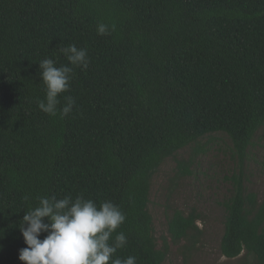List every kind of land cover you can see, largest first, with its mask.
<instances>
[{
	"label": "trees",
	"instance_id": "1",
	"mask_svg": "<svg viewBox=\"0 0 264 264\" xmlns=\"http://www.w3.org/2000/svg\"><path fill=\"white\" fill-rule=\"evenodd\" d=\"M71 44L86 70L60 52ZM46 58L73 68L67 116L37 107ZM262 129L264 0H0V264H22L19 226L42 196L111 201L126 217L113 239L127 237L113 259L162 264L169 242L197 243L199 216L174 211L159 247L155 172L215 134L243 159ZM222 205V256L264 264V200L238 176Z\"/></svg>",
	"mask_w": 264,
	"mask_h": 264
},
{
	"label": "rangeland",
	"instance_id": "2",
	"mask_svg": "<svg viewBox=\"0 0 264 264\" xmlns=\"http://www.w3.org/2000/svg\"><path fill=\"white\" fill-rule=\"evenodd\" d=\"M201 150L186 148L165 160L152 177L148 210L158 246L168 238L167 225L174 211L194 210L200 233L197 243L169 242L162 264H255L243 253L227 259L220 253L223 235L222 203L230 195L234 177L241 176L245 191L264 200V129L240 159L226 136L215 134L200 142Z\"/></svg>",
	"mask_w": 264,
	"mask_h": 264
},
{
	"label": "clouds",
	"instance_id": "3",
	"mask_svg": "<svg viewBox=\"0 0 264 264\" xmlns=\"http://www.w3.org/2000/svg\"><path fill=\"white\" fill-rule=\"evenodd\" d=\"M108 34L109 26L99 23L97 35ZM60 52L70 65L81 70L88 68L85 48L71 44L62 47ZM38 65L45 97L36 101L37 107L50 116H56L58 112L61 117L69 115L75 101L70 96L65 97V105L58 108V97L69 90L73 68L67 65L57 67L49 58ZM125 219L120 207L111 201L97 205L82 196L74 200L70 196L62 199L39 197L38 205L24 213L23 224L19 226L26 247L19 251L18 259L22 264H136L135 256L113 259L117 250L127 244L123 232L116 233L113 239V233ZM42 233L46 235L40 239Z\"/></svg>",
	"mask_w": 264,
	"mask_h": 264
}]
</instances>
